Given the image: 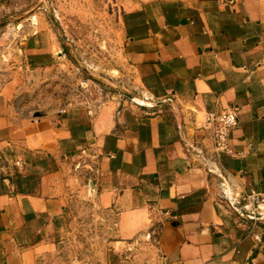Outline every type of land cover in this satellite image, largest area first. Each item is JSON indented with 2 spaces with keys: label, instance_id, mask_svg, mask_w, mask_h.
I'll use <instances>...</instances> for the list:
<instances>
[{
  "label": "crops",
  "instance_id": "1",
  "mask_svg": "<svg viewBox=\"0 0 264 264\" xmlns=\"http://www.w3.org/2000/svg\"><path fill=\"white\" fill-rule=\"evenodd\" d=\"M11 9L0 0V19ZM121 28L145 104L48 113L0 91V264H49L73 197L91 190L124 238L159 224L165 264H264V221L224 196L229 184L264 199V0H136ZM23 48L37 68L59 53L40 30ZM234 105L232 153L217 155L206 118Z\"/></svg>",
  "mask_w": 264,
  "mask_h": 264
},
{
  "label": "rangeland",
  "instance_id": "2",
  "mask_svg": "<svg viewBox=\"0 0 264 264\" xmlns=\"http://www.w3.org/2000/svg\"><path fill=\"white\" fill-rule=\"evenodd\" d=\"M135 1L9 0L12 9L0 19V91L15 86L21 105L48 113L52 105L145 104L124 53L121 28L124 10ZM35 30L50 32L58 49L55 65L49 68L31 64L24 51L23 41ZM216 181L221 184L219 178ZM224 191L231 211L246 220L264 221L261 200L251 202L229 184ZM91 194L73 197L65 237L49 264H165L159 251V224L124 238L117 225L118 210L99 208Z\"/></svg>",
  "mask_w": 264,
  "mask_h": 264
},
{
  "label": "built area",
  "instance_id": "3",
  "mask_svg": "<svg viewBox=\"0 0 264 264\" xmlns=\"http://www.w3.org/2000/svg\"><path fill=\"white\" fill-rule=\"evenodd\" d=\"M238 109V106H229L227 108L210 112L206 118L207 128L211 131L214 152L217 155L232 153L229 143L230 134L231 130L235 128L239 122ZM60 112H64V110L61 109ZM260 200L261 202H264L263 198H260ZM258 205L261 208L260 203H258ZM235 209L237 210L236 206Z\"/></svg>",
  "mask_w": 264,
  "mask_h": 264
},
{
  "label": "water",
  "instance_id": "4",
  "mask_svg": "<svg viewBox=\"0 0 264 264\" xmlns=\"http://www.w3.org/2000/svg\"><path fill=\"white\" fill-rule=\"evenodd\" d=\"M40 115L41 114L39 112L36 114V116H40ZM90 187H91V189H93V187H94V183L93 182L90 183ZM91 193H94V190H91Z\"/></svg>",
  "mask_w": 264,
  "mask_h": 264
},
{
  "label": "bare ground",
  "instance_id": "5",
  "mask_svg": "<svg viewBox=\"0 0 264 264\" xmlns=\"http://www.w3.org/2000/svg\"><path fill=\"white\" fill-rule=\"evenodd\" d=\"M34 18V17H33ZM36 19V18H35ZM227 185V184H226ZM226 188H228V187H226ZM228 191V190H227ZM225 192V191H224ZM229 192V191H228ZM227 192V193H228ZM229 194H232V191L229 193ZM227 195V194H226ZM232 199H234V197L232 198ZM263 205V204H262ZM261 208H262V206H261ZM263 209V208H262ZM263 214V213H262Z\"/></svg>",
  "mask_w": 264,
  "mask_h": 264
}]
</instances>
